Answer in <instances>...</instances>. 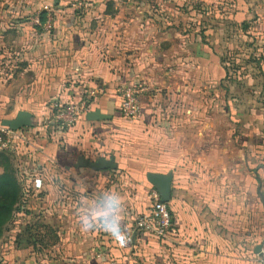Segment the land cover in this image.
<instances>
[{"label":"crops","instance_id":"0c3cea01","mask_svg":"<svg viewBox=\"0 0 264 264\" xmlns=\"http://www.w3.org/2000/svg\"><path fill=\"white\" fill-rule=\"evenodd\" d=\"M105 3L89 4L99 8L97 31L73 29L72 16L50 17L46 31L32 17L0 10V104L5 118L33 116L31 128L14 133L44 190L37 213L48 218L32 226V241L16 244L15 256L22 264H264V110L224 109L230 116L221 128L214 94L229 87L220 54L240 37L261 47L264 88V0H128V8L154 14L127 17L107 16ZM35 82H72L61 97L85 98V115L71 127L57 125L46 102L55 83L40 90ZM126 86L142 88L132 120L119 112ZM96 111L103 120L86 119ZM99 159H112L116 169L81 165ZM147 173L172 175L173 228L162 241L136 225L152 206ZM101 192L121 195V240L79 226Z\"/></svg>","mask_w":264,"mask_h":264},{"label":"rangeland","instance_id":"374dc122","mask_svg":"<svg viewBox=\"0 0 264 264\" xmlns=\"http://www.w3.org/2000/svg\"><path fill=\"white\" fill-rule=\"evenodd\" d=\"M92 1L95 0H0V10H3L5 15L17 14V16L21 18L20 20L27 17H32L33 20L31 21L33 25H37L34 23V18L43 12H45V14L47 13V16L53 19L52 23H54L58 17L72 16L74 19L73 29L78 30L85 26V29L89 31H97L99 28L98 24L96 23L95 15L99 14V8L97 6H89ZM103 1H106V6L107 4H110L108 8H102L105 11L104 13L110 17L116 14V12L120 13L121 11L126 17L129 11H137L141 16L149 15L150 13L154 14V8H148V10H150L149 13H144V9L139 10L135 8H128L127 3H124L128 0ZM146 2L155 3V0H146ZM43 7L46 9H43ZM184 9L186 10L187 8ZM207 11L208 9L205 10V7H201L199 8L198 12L207 13ZM84 16H88L86 23L83 21ZM90 16L92 19H90ZM60 25L64 27V24ZM216 27L218 28V26ZM42 29H44V26H42ZM225 29L231 30L228 32L234 33L232 28L229 29L228 24H226ZM49 30H53V25L46 31ZM234 44L235 47L233 49L222 51L220 54L221 59L225 62V82H227V86L229 87H226L227 89L222 88L224 90L221 91H218L216 88L214 92V94H217L218 97L216 100V111L219 115L216 116V125L220 126L221 128L225 126V119L229 118L230 116L229 113L223 114V112H225L224 109L229 110V112H243L245 110L262 112L264 110V88L262 89L259 85L262 80L259 77L260 74L257 72V65H259L257 61L258 59L263 58L260 56L258 51L261 47L259 44H257V40L251 38L242 39L240 37L235 40ZM31 83L32 82H28V87L32 85ZM54 83L56 85L54 91L55 93L48 96L49 98L46 100L47 103L50 101V106L52 109L51 114L53 116L56 111L55 105H66L68 103L75 102V100L71 99L70 101L63 98L64 96H67L66 93L69 92L72 82H35L33 86H38L40 90L48 89L50 87L52 89ZM259 96L262 98L261 100L263 101V106L261 102H258ZM225 101H230V103L226 104ZM1 108L3 109L2 105L0 104V112L2 111ZM6 114L7 112L4 111V115L2 114L4 118ZM2 115L0 114V116ZM223 115H226L227 117ZM45 121L47 120H42L39 122L41 127L46 126ZM56 124L58 125V123ZM234 125H236V123ZM20 131L22 130L17 132ZM17 135L18 133L16 136ZM14 141L15 142L8 149H0V152H5L10 156L13 168L15 170V176L22 190L23 200L20 208L14 213L11 222H9L3 229V233L0 238V264H22L23 257L18 258L15 256L17 248L16 244H18L17 242L21 241L22 243V240H25L29 235L31 236L33 233L31 231L32 226L42 224V222L44 224L48 222V218H46V216H40L37 213V208L41 206V201H37L38 199H36L38 197L37 191L42 189L33 188L34 179L37 178L36 176H39L38 173L35 174V171H33L35 169H30L31 167H29L31 160L33 159L29 157V150L23 149L24 146L21 139L20 141L18 139H15ZM22 158H25L26 160L23 161ZM33 173L35 176L32 175ZM41 192H44V190ZM43 204H46V202L43 201ZM16 258L19 259V261Z\"/></svg>","mask_w":264,"mask_h":264},{"label":"built area","instance_id":"2783aa9c","mask_svg":"<svg viewBox=\"0 0 264 264\" xmlns=\"http://www.w3.org/2000/svg\"><path fill=\"white\" fill-rule=\"evenodd\" d=\"M34 23L39 24L38 17L34 18ZM43 26L46 30L51 28V19L49 16L46 17ZM141 89L136 86H126L121 90L122 100L119 112L123 118L132 120L138 117L141 109L139 100ZM87 102L85 98H81L66 105H55L54 122L60 124L62 127L73 126L85 115ZM15 139L20 141V137L16 136L13 131L0 127V149H8L15 142ZM33 188H41V181L39 179H34ZM149 196L152 200V206L136 219V225L141 235L162 241L165 240L173 228L171 214L167 203L160 202L159 195L155 190H151Z\"/></svg>","mask_w":264,"mask_h":264},{"label":"water","instance_id":"95a60500","mask_svg":"<svg viewBox=\"0 0 264 264\" xmlns=\"http://www.w3.org/2000/svg\"><path fill=\"white\" fill-rule=\"evenodd\" d=\"M86 119L91 120H103L104 117L99 114L98 111L87 113ZM33 116L27 111H19L14 118H1L0 127L7 128L13 132L19 130H25L33 126L32 123ZM81 165L83 167L89 168L92 171H109L116 169L117 165L113 162L112 159H99L95 161L83 160ZM146 180L150 186L158 193L161 203H168L171 198V183L172 175L171 173L167 174H153L147 173ZM260 246L255 248V253L259 254Z\"/></svg>","mask_w":264,"mask_h":264},{"label":"clouds","instance_id":"9594fccd","mask_svg":"<svg viewBox=\"0 0 264 264\" xmlns=\"http://www.w3.org/2000/svg\"><path fill=\"white\" fill-rule=\"evenodd\" d=\"M96 195V203L86 205L88 210L79 216L80 228L85 232L101 229L116 240L123 239L124 230L120 219L123 202L120 193L101 192Z\"/></svg>","mask_w":264,"mask_h":264},{"label":"trees","instance_id":"16d2710c","mask_svg":"<svg viewBox=\"0 0 264 264\" xmlns=\"http://www.w3.org/2000/svg\"><path fill=\"white\" fill-rule=\"evenodd\" d=\"M110 4H107V8ZM39 24L46 21L45 12L39 14ZM262 59H258L260 65ZM258 66V65H257ZM22 190L15 176V170L10 156L5 152H0V238L4 227L11 222L14 213L20 208L22 203ZM34 235H29L25 240L32 241ZM20 244V241L17 242Z\"/></svg>","mask_w":264,"mask_h":264}]
</instances>
